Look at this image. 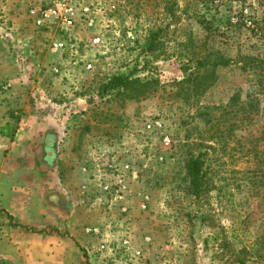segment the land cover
<instances>
[{
    "label": "rangeland",
    "instance_id": "1",
    "mask_svg": "<svg viewBox=\"0 0 264 264\" xmlns=\"http://www.w3.org/2000/svg\"><path fill=\"white\" fill-rule=\"evenodd\" d=\"M254 19L264 23V0H0V83H11L1 94L22 90L67 117L55 152H44L52 164L35 171L59 180L70 215L66 228L51 219L50 228L0 232V254L15 264H264V116L236 133L216 125L257 76L220 66L193 107L175 82L193 50L264 56ZM118 74L149 88L154 77L158 90L104 92ZM198 106L210 120L192 118ZM189 136L207 171L209 190L197 198L187 191Z\"/></svg>",
    "mask_w": 264,
    "mask_h": 264
},
{
    "label": "crops",
    "instance_id": "2",
    "mask_svg": "<svg viewBox=\"0 0 264 264\" xmlns=\"http://www.w3.org/2000/svg\"><path fill=\"white\" fill-rule=\"evenodd\" d=\"M1 93L0 232L31 226L50 228L51 219L59 220L57 226L69 227V210L64 215L62 208L67 198L57 192L61 190L59 180L51 175L38 176L35 171L38 161L42 162L41 169L52 164L53 158H46L44 152H55L65 135L67 117L53 112L49 101L47 104L25 101L22 90L18 89L14 96ZM9 106L16 108V114L8 111ZM52 193L59 195L54 201ZM0 257L16 263L12 255Z\"/></svg>",
    "mask_w": 264,
    "mask_h": 264
},
{
    "label": "trees",
    "instance_id": "3",
    "mask_svg": "<svg viewBox=\"0 0 264 264\" xmlns=\"http://www.w3.org/2000/svg\"><path fill=\"white\" fill-rule=\"evenodd\" d=\"M254 25V30L264 32V23L254 19L251 22ZM157 32L151 36V50L157 45ZM202 45H207L208 40H202ZM189 43H193L191 39ZM205 53L202 56L198 55L196 50H193V56L188 59L187 66L184 68V78L175 80L177 94H183L189 106L198 105L199 97L211 86L212 82L217 79L216 69L220 66L237 65L242 71L252 72L257 76V87L255 90L248 91L246 94V102L242 103V89L235 90L227 104L223 105V110L229 117H225L222 112L221 117L216 120L217 129L220 125L230 131L237 132L244 125L245 121L250 124L256 115L264 116V56L253 52H246L240 47L236 57H228L220 50L216 52L203 48ZM197 55V57H195ZM214 55V57H213ZM190 66V67H189ZM190 69V70H189ZM104 92L118 90L131 96L144 95L151 91L153 94L158 90V81L151 77V88L148 87L146 81L139 77H131L129 74H118L113 76L103 86ZM151 89V90H150ZM212 116L211 109L198 106L193 119L198 117L210 120ZM221 119V120H220ZM230 121L228 125L226 122ZM250 121V122H249ZM241 141L239 140V143ZM187 145L190 147L188 157L186 159V178L188 180L187 191L193 196L201 197L208 189L207 171L204 168L205 160L202 152L196 154L191 150V145L198 144L196 140L188 137ZM254 150L258 153V143H254ZM244 262V259H241Z\"/></svg>",
    "mask_w": 264,
    "mask_h": 264
},
{
    "label": "built area",
    "instance_id": "4",
    "mask_svg": "<svg viewBox=\"0 0 264 264\" xmlns=\"http://www.w3.org/2000/svg\"><path fill=\"white\" fill-rule=\"evenodd\" d=\"M51 11V10H50ZM54 12H56V11H54ZM46 16H48L49 14L48 13H46L45 14ZM64 23H66V24H71L72 23V20H70V19H65L64 20ZM97 41V40H96ZM54 46L56 47V48H60V47H62L63 46V43H61V42H55L54 43ZM10 82H2V83H0V91H2V92H4V91H6V90H8L9 88H10Z\"/></svg>",
    "mask_w": 264,
    "mask_h": 264
}]
</instances>
